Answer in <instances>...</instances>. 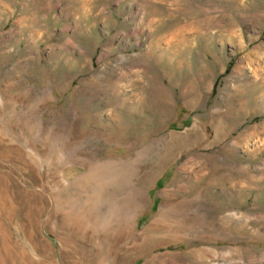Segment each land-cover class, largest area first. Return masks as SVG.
<instances>
[{
  "label": "rangeland",
  "instance_id": "374dc122",
  "mask_svg": "<svg viewBox=\"0 0 264 264\" xmlns=\"http://www.w3.org/2000/svg\"><path fill=\"white\" fill-rule=\"evenodd\" d=\"M0 264H264V0H0Z\"/></svg>",
  "mask_w": 264,
  "mask_h": 264
}]
</instances>
